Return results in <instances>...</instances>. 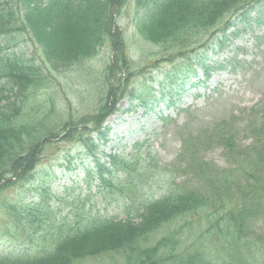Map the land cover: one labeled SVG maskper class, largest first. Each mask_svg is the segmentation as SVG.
Returning a JSON list of instances; mask_svg holds the SVG:
<instances>
[{
	"label": "trees",
	"instance_id": "obj_1",
	"mask_svg": "<svg viewBox=\"0 0 264 264\" xmlns=\"http://www.w3.org/2000/svg\"><path fill=\"white\" fill-rule=\"evenodd\" d=\"M125 2L0 0L1 192L30 172L36 154L40 156L45 145L62 132H67L64 140L75 138L90 148V132L102 128L120 99L113 86L116 61L108 66L106 102L97 113L67 123L63 131L44 125L48 115L35 98L40 90L54 89L53 72L84 64L107 40L116 59L123 54L116 17ZM262 2L134 0L141 34L184 52L206 33L215 35L227 15ZM26 35L42 46L44 68L11 48L16 45L12 42ZM42 102L51 105V100ZM246 127L252 138L246 145L238 143L235 129L226 123L214 125L198 138L185 134L180 161L185 169L182 173L191 183L176 185L177 175L157 197L139 191L126 193L125 204L135 209L134 217L118 220L99 213L89 217L75 213L72 219L49 217L46 221L42 217L49 216L48 203L18 208L19 217L14 212L10 215L23 226L28 244L20 253L1 255L0 264H67L101 253H119L126 264H245L243 250L253 252L255 247L264 251V234L254 235L256 224H264V120L254 116ZM214 144L224 150L226 167L205 158L204 150ZM122 163L128 164L124 159ZM131 163L133 172L138 161ZM131 175L127 177L131 182L126 183L134 182ZM101 177L106 184H113L116 178ZM216 238L221 243L212 252Z\"/></svg>",
	"mask_w": 264,
	"mask_h": 264
},
{
	"label": "rangeland",
	"instance_id": "obj_2",
	"mask_svg": "<svg viewBox=\"0 0 264 264\" xmlns=\"http://www.w3.org/2000/svg\"><path fill=\"white\" fill-rule=\"evenodd\" d=\"M139 15L134 0H127L116 17L123 46L119 58L107 40L84 64L52 71L54 89L38 92L35 101L48 115L44 125L63 131L67 123L97 113L106 102L108 66L117 63L113 86L120 99L102 128L90 132V148L75 138L64 140L67 132H62L36 154L30 172L0 191V258L27 247L23 226L10 215L19 217L18 208L48 203L49 216L42 217L46 221L72 219L75 213L134 217L135 209L125 204L126 193L157 197L177 175L176 185L191 183L180 161L185 134L198 138L226 123L235 129L238 143L246 145L252 139L248 122L254 116L264 120V2L227 15L215 35L198 38L188 52L145 38L137 27ZM14 44L11 48L45 67L39 43L26 35ZM44 99L51 100L49 107ZM204 151L207 160L228 165L218 145ZM122 159L128 164L138 161L136 169L132 172ZM101 174L116 176L113 184H106ZM130 174L134 182L126 183ZM255 234H264V224H256ZM218 243L221 239L216 238L212 252ZM252 250H243V263L264 264V251ZM67 264H126V259L119 253H101Z\"/></svg>",
	"mask_w": 264,
	"mask_h": 264
}]
</instances>
